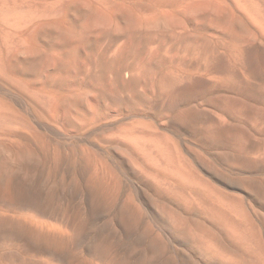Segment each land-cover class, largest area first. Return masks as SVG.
Listing matches in <instances>:
<instances>
[{
  "label": "bare ground",
  "instance_id": "1",
  "mask_svg": "<svg viewBox=\"0 0 264 264\" xmlns=\"http://www.w3.org/2000/svg\"><path fill=\"white\" fill-rule=\"evenodd\" d=\"M0 264H264V0H0Z\"/></svg>",
  "mask_w": 264,
  "mask_h": 264
}]
</instances>
